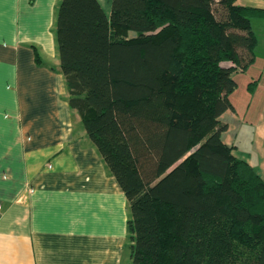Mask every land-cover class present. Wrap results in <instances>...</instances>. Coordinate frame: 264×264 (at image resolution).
Masks as SVG:
<instances>
[{"label": "trees", "instance_id": "obj_1", "mask_svg": "<svg viewBox=\"0 0 264 264\" xmlns=\"http://www.w3.org/2000/svg\"><path fill=\"white\" fill-rule=\"evenodd\" d=\"M252 20L235 0L60 1L66 103L127 201L130 264H264V181L219 121Z\"/></svg>", "mask_w": 264, "mask_h": 264}, {"label": "crops", "instance_id": "obj_2", "mask_svg": "<svg viewBox=\"0 0 264 264\" xmlns=\"http://www.w3.org/2000/svg\"><path fill=\"white\" fill-rule=\"evenodd\" d=\"M60 1L0 0V264H130L127 201L66 103Z\"/></svg>", "mask_w": 264, "mask_h": 264}, {"label": "rangeland", "instance_id": "obj_3", "mask_svg": "<svg viewBox=\"0 0 264 264\" xmlns=\"http://www.w3.org/2000/svg\"><path fill=\"white\" fill-rule=\"evenodd\" d=\"M260 21L251 22L256 59L246 71L232 75L236 87L228 99L235 116H226L229 130L221 139L236 147L235 157L253 162L254 172L264 181V22Z\"/></svg>", "mask_w": 264, "mask_h": 264}]
</instances>
